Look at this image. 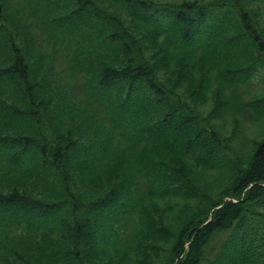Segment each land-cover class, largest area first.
I'll return each instance as SVG.
<instances>
[{"label":"trees","instance_id":"1","mask_svg":"<svg viewBox=\"0 0 264 264\" xmlns=\"http://www.w3.org/2000/svg\"><path fill=\"white\" fill-rule=\"evenodd\" d=\"M108 1L143 34L103 0H23L37 10L53 45L69 50V88L77 98L64 91L61 105L63 89L37 81L25 52L6 40L0 264H133L145 238L151 264H264V139L246 163L235 160L214 124L159 79L150 63L159 56L144 32L161 37L173 53L202 56L213 81L220 85V77L238 91L264 69V19L255 9L264 11V0ZM252 102L264 107V97ZM236 107L242 112L243 102ZM232 108L222 115L231 116ZM69 112L82 124L56 122ZM173 131L182 138L176 147L182 158L207 172L226 169L235 180L230 192L200 194L192 177L184 183L158 159L149 146L169 138L174 145ZM150 202L159 209L169 204L170 215L165 223L161 209L146 231L141 213Z\"/></svg>","mask_w":264,"mask_h":264},{"label":"rangeland","instance_id":"2","mask_svg":"<svg viewBox=\"0 0 264 264\" xmlns=\"http://www.w3.org/2000/svg\"><path fill=\"white\" fill-rule=\"evenodd\" d=\"M158 1L163 3H182L205 2L208 0ZM102 3L114 13L119 14L126 24H130L132 28H135L138 34H143L141 26L130 18L127 11L121 9L119 5H112V2L108 0H103ZM255 9L262 21L264 19L262 5L263 14L258 4L255 5ZM0 15V65H5L10 60V53L6 44V40L10 38V42L14 46H18L25 52L29 65L36 70L37 81L52 83L63 89V94L60 96V105L66 99L64 91L69 97L77 98V95L69 88V83L74 82V78L66 69V59L69 50L64 44L53 45V41L49 38L47 30L38 17L37 10L32 11L23 0H0ZM262 23L264 24V22ZM144 32L150 37V45L154 48V53L163 60L170 58V62L165 63L161 62L159 57H153L152 55L150 63L159 79L183 95L196 108L197 112L203 116L205 121L214 124L219 135L229 146L227 150H230L229 152L234 156V159L240 161L241 164L246 163L258 143L264 139V107H254L252 102L254 99L264 97V69H260L253 74L246 80L247 83H242L238 91L237 86L230 82L226 89L223 86L225 82H222L220 77L218 79L220 85L218 82L213 81L212 72L209 73L204 68L205 60H203L202 56L173 53L161 37L147 31ZM145 44L150 47L148 42H145ZM54 46L57 48L54 49ZM172 61H178L181 65L178 67ZM238 96L244 104L242 112L236 107V104L241 105ZM74 100L69 99V102ZM228 106H232L236 111L231 116L226 117L222 115V111ZM54 108L59 109V106L54 105ZM243 112L248 113L246 115ZM249 112L252 115H249ZM63 118L69 119L75 125L82 124L80 117L74 112L60 115L56 118V122L59 123ZM188 123H192V121L188 120ZM178 132L181 133L182 131L178 130ZM186 133L189 136V132ZM181 135L183 134L181 133ZM171 136L174 145L169 138L158 144L159 146L150 145L149 147L152 152L159 155L158 159L167 162L169 167L175 171V174L182 176L184 183L187 182V177L190 176L193 180V187L197 188V192L200 194L206 193L213 197H217L218 194H227L232 190L235 180L225 172L226 169L221 167L222 169L216 172L198 169L193 163L182 158L181 154L176 150V147H179V141L182 140L178 133L173 131ZM192 141L195 143L199 142L195 138H192ZM196 154L200 157L198 148L196 149ZM225 194L224 197L227 199L228 196ZM167 208H170L169 204L161 206V209H164L163 221L170 215ZM161 209L155 208L154 203L150 202L146 210L142 211L141 219L143 228L146 231L153 224L154 218L159 217L158 213H161ZM164 222L166 223V221ZM18 236L21 235H16L15 238ZM147 240L145 238V240L139 241L135 249L139 254L136 256V262L132 260V262H135L133 264L152 263V259L149 260L151 256L146 254L149 252L145 251L148 246ZM168 245L161 246L168 247ZM153 256L157 259L158 255L155 251H153ZM126 261L129 263L128 259ZM96 264L123 263L119 261L100 263L97 261Z\"/></svg>","mask_w":264,"mask_h":264}]
</instances>
